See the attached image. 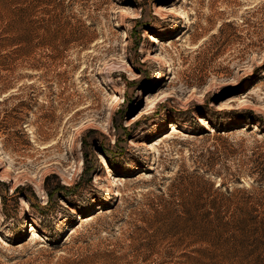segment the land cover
Masks as SVG:
<instances>
[{"label":"rangeland","instance_id":"rangeland-1","mask_svg":"<svg viewBox=\"0 0 264 264\" xmlns=\"http://www.w3.org/2000/svg\"><path fill=\"white\" fill-rule=\"evenodd\" d=\"M242 110L264 126V0H0V264H264Z\"/></svg>","mask_w":264,"mask_h":264},{"label":"trees","instance_id":"trees-1","mask_svg":"<svg viewBox=\"0 0 264 264\" xmlns=\"http://www.w3.org/2000/svg\"><path fill=\"white\" fill-rule=\"evenodd\" d=\"M225 113H231L234 117H237V118L242 119V120H248L251 124L253 122H258V125H260L263 128V132H264V126H263L262 119H256L253 116L248 115L251 112L242 110V111H226ZM246 128H249V126ZM106 158L109 160L108 157H106ZM258 165H259V167H257ZM255 167H257L259 169V171L261 172V174L264 175V162L263 161L257 163V165ZM181 179H183V178H181ZM202 195H203V193H201V192L195 194L196 200L199 199L202 201V203L201 204H195L193 209H198V208L205 209L206 206L210 207V209H214L216 207L218 197L214 196V197L210 198V196H206L203 198ZM215 214H216V212H212L211 210L206 209V211L202 212V214L201 213L200 214L194 213V214H191L189 216L191 219H193V215H194L196 218H200L201 221L206 222V221H210V217H213ZM187 218H189V217H187ZM258 262H261V261L258 260Z\"/></svg>","mask_w":264,"mask_h":264},{"label":"bare ground","instance_id":"bare-ground-1","mask_svg":"<svg viewBox=\"0 0 264 264\" xmlns=\"http://www.w3.org/2000/svg\"><path fill=\"white\" fill-rule=\"evenodd\" d=\"M168 11L169 12H171V13H173V12H175V10H174V8L171 6V7H168ZM157 41V37L155 36V35H153V34H149L148 35V43H154V42H156ZM153 58L154 59H156V60H159V59H161V55H160V53H158L157 51L156 52H154L153 53ZM166 66V73H164V74H167V73H170V67L169 66H167V65H165ZM155 78L152 80V82H154V83H156V82H159V81H161L162 79H163V77H165L163 74H157V75H155L154 76ZM140 92V94L143 96V92H141V90L139 91ZM142 113V112H141ZM141 113H138L137 115H136V117H134L132 120L134 121V120H136V119H138L139 117H140V115H141ZM135 115V114H134ZM133 115V116H134ZM132 116V117H133ZM198 122L200 123V124H202V125H205L206 124V121L200 116V117H198ZM174 130V128L172 127V130L171 131H173ZM164 135L166 136V134L164 133ZM147 148H151V145H148V147ZM98 164H100V165H102V166H104L106 169H105V171L106 172H110V168H109V165H108V163H107V160H106V158H104L103 156H99V162H98ZM19 186H21L19 183H17V184H15L14 185V187L15 188H17V187H19ZM114 193V195H116L117 194V192L116 191H114L113 192ZM28 231H30V232H33V234H36V229L34 228V227H30L29 229H27Z\"/></svg>","mask_w":264,"mask_h":264}]
</instances>
